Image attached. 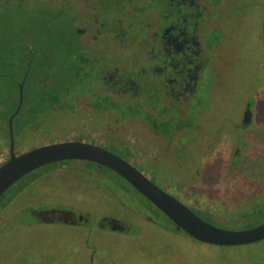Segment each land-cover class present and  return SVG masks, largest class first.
Masks as SVG:
<instances>
[{"label":"flooded vegetation","instance_id":"af4514ba","mask_svg":"<svg viewBox=\"0 0 264 264\" xmlns=\"http://www.w3.org/2000/svg\"><path fill=\"white\" fill-rule=\"evenodd\" d=\"M236 11L230 0H0V168L11 158V140L14 157L82 144L130 165L199 219L222 222L226 210L211 212L217 206L201 187L211 161L222 163L226 181L243 175L264 185V117L257 126L264 106L258 89L259 82L264 87V6H256L255 21L250 16L242 28L254 42L246 47L260 48L262 57L252 60V71H243L250 88L237 121L225 116L210 126L206 117L216 97L222 107L232 90L225 44ZM191 144L208 149L204 145L195 166L178 155H188ZM254 188L244 203L264 204V193ZM81 200L113 204L133 218L79 208ZM245 214L247 221H240L250 222L248 229L264 223L262 209ZM157 215L169 226L160 225ZM47 226L83 236L12 240V250L0 240V264H208L192 248L138 240L165 229L185 233L117 173L93 161L43 166L0 198V234L6 227L27 232ZM101 235L126 240H94L106 238ZM186 236L197 247H219Z\"/></svg>","mask_w":264,"mask_h":264},{"label":"rangeland","instance_id":"374dc122","mask_svg":"<svg viewBox=\"0 0 264 264\" xmlns=\"http://www.w3.org/2000/svg\"><path fill=\"white\" fill-rule=\"evenodd\" d=\"M230 2H233L238 5V11L234 12L233 16H231V19H234V21L231 23H228V27L231 26L229 40L227 41V44H225V54L227 56L226 60L231 63L232 65V72L230 74L231 77H233V85L231 86L232 90L228 91V94L225 93V97L222 100V107H221V100L217 96L215 101V110L211 112L208 116H206L208 121L210 122V126H215L220 124L221 118H224L226 116L227 119L232 120L235 118V121H237V117L239 116L241 106L244 103V97L243 94L246 90L250 88V78L249 74H245L243 71L246 69L248 71H252L251 68V62L255 61H261V51L260 48L258 49V52H256L254 47H246V45H252L254 46V42L248 39V36L245 34L244 30H242L243 26H245L250 16L252 17V20L255 21V14L254 8L256 6L262 7L264 6V0H230ZM262 4V5H261ZM246 5V7H245ZM227 14V13H226ZM257 22V20H256ZM236 23V24H235ZM234 25V26H233ZM233 27H237V29H234ZM258 72V71H257ZM229 74L226 76L227 78L230 77ZM258 89H261V91H264V87L261 86V83L259 82ZM263 99V96L260 97V101ZM258 118H257V126L260 128L262 126V118L264 117V106H261L259 108V111L257 112ZM223 116V117H222ZM207 121V122H208ZM231 125L230 123H228ZM228 133V132H227ZM227 133H224L223 136H225L224 141H227V138L229 136ZM222 136V137H223ZM191 141L193 143H196V138H194V135L191 137ZM208 144L210 147L214 146V143L212 144L211 141H208ZM205 145V144H204ZM196 148V144H191L189 147L190 149H187V154L179 152V157H186L185 161L191 160L193 165H198L199 157L201 154H203V147ZM206 151L208 150L204 148ZM222 157V154H220ZM212 158L214 154H211ZM202 157V156H201ZM222 163H218V161L213 160L208 164V168L204 173V177H202L201 181V187L204 189V191L208 194L209 198H213L215 202L212 206H219L220 208L217 209V207H212L210 209L211 212L219 210L222 214V207L226 210V218L223 219L222 222H216V221H210V219L204 218L205 220L211 222V224L215 227H218L220 229L228 230V231H239L248 229L250 227V222H244L241 223L240 218L247 221V218L249 217L248 214L243 215V213L250 211H258L260 209H263L264 204H258L255 200L249 201L244 203L245 201H248V199L251 197L253 191H256L254 188L255 185L259 187V191L264 193V185L260 184L258 186L257 180H248L243 175H239L236 180H230L228 177H226L229 181H226L224 177H222L223 174V165ZM255 190H254V189ZM40 187L36 189V191H39ZM259 192V193H260ZM251 194V195H250ZM257 194V193H256ZM62 199H65V197H61ZM217 199L220 200V203L217 202ZM245 200V201H244ZM89 201V200H88ZM87 200H81L78 203L79 208H84L86 206L93 207L97 212L101 211H117L116 213L123 217V218H133L129 216L127 213L118 212V209L113 204H99L98 206L96 203L93 204H85L88 202ZM144 210H146V213L155 215V213L147 207L145 204ZM223 205V206H222ZM238 208V209H237ZM150 209V210H149ZM231 210H239L241 212V216L239 217L237 214H231ZM254 218L260 219L262 215H253ZM157 221L160 225H162L164 228L169 226V223L163 218L161 215H157ZM239 217V218H238ZM142 227H145L144 223L141 221H138ZM254 224V223H251ZM166 230V231H165ZM162 230L158 231L157 237L152 238V235H146L140 237L138 240H165V245L167 246L174 245L183 247L186 250H190L191 248L196 250L198 254L204 255L206 258V261L208 264H264V241L252 245L247 246H240V247H197L194 245L193 242H191V239L187 238V236L183 233H171V230ZM83 234L80 236L78 232H76L75 229L65 228V227H40L35 228V230H29L27 232L24 231H15L13 228L6 227V229L0 234V240L1 246L6 245L8 250H12L15 247L14 242H11L12 240H81ZM105 236L106 238H99L94 240H126L121 239V237H114V236ZM120 238V239H119ZM5 240V241H4ZM159 242V241H158ZM161 244V242H159ZM171 247H168V250ZM163 254V253H162ZM189 254V251H188Z\"/></svg>","mask_w":264,"mask_h":264},{"label":"water","instance_id":"95a60500","mask_svg":"<svg viewBox=\"0 0 264 264\" xmlns=\"http://www.w3.org/2000/svg\"><path fill=\"white\" fill-rule=\"evenodd\" d=\"M12 150L11 140V158L0 168V198L22 178L43 166L63 160H88L117 173L166 216L175 225L176 230H181L199 242L219 247H240L264 241V223L255 228L239 231H228L215 227L196 217L133 167L103 150L73 143L37 148L18 157L12 155Z\"/></svg>","mask_w":264,"mask_h":264}]
</instances>
